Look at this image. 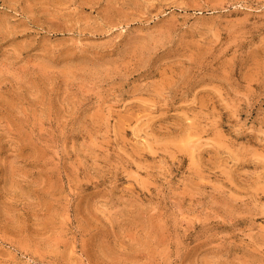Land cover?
I'll return each mask as SVG.
<instances>
[{
  "label": "rangeland",
  "instance_id": "obj_1",
  "mask_svg": "<svg viewBox=\"0 0 264 264\" xmlns=\"http://www.w3.org/2000/svg\"><path fill=\"white\" fill-rule=\"evenodd\" d=\"M0 264H264V0H0Z\"/></svg>",
  "mask_w": 264,
  "mask_h": 264
}]
</instances>
